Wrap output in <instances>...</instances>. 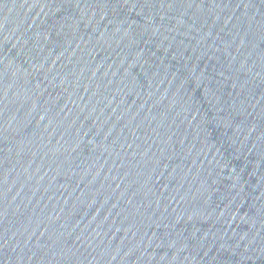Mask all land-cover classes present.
<instances>
[{
    "label": "water",
    "instance_id": "1",
    "mask_svg": "<svg viewBox=\"0 0 264 264\" xmlns=\"http://www.w3.org/2000/svg\"><path fill=\"white\" fill-rule=\"evenodd\" d=\"M0 264H264V0H0Z\"/></svg>",
    "mask_w": 264,
    "mask_h": 264
}]
</instances>
